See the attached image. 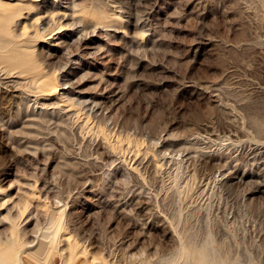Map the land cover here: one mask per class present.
I'll return each instance as SVG.
<instances>
[{
    "label": "rangeland",
    "instance_id": "obj_1",
    "mask_svg": "<svg viewBox=\"0 0 264 264\" xmlns=\"http://www.w3.org/2000/svg\"><path fill=\"white\" fill-rule=\"evenodd\" d=\"M10 1L0 250L51 229L50 264H174L188 225L264 264V0Z\"/></svg>",
    "mask_w": 264,
    "mask_h": 264
},
{
    "label": "bare ground",
    "instance_id": "obj_2",
    "mask_svg": "<svg viewBox=\"0 0 264 264\" xmlns=\"http://www.w3.org/2000/svg\"><path fill=\"white\" fill-rule=\"evenodd\" d=\"M34 2H39L40 0H33ZM12 5H11V1L10 0H0V17H10V15L13 13V10H12ZM84 13V12H83ZM3 20V19H2ZM5 22V21H4ZM23 26V25H22ZM64 26V25H63ZM62 26V27H63ZM52 90H53V94L54 93H57L59 91V89L61 88L60 85L62 83H60L58 80H57V77L56 75H52ZM170 155V154H169ZM178 173V172H177ZM176 175V174H175ZM180 175V174H179ZM178 176V175H177ZM176 176V177H177ZM142 177V176H141ZM178 178V177H177ZM218 182V181H217ZM176 184V183H175ZM179 184V183H178ZM179 186V185H178ZM179 189V188H178ZM184 189V188H182ZM177 191V190H176ZM179 191V190H178ZM178 194V193H177ZM196 194V193H195ZM180 196V195H179ZM177 197V196H176ZM176 201V200H175ZM59 202V201H58ZM57 202V203H58ZM185 202V201H184ZM62 203V202H61ZM178 204V203H177ZM175 205V204H174ZM59 206V204H58ZM180 206H178V210L180 211L181 208L179 209ZM62 208H58V211L60 210L61 211ZM177 210V209H176ZM177 210V211H178ZM208 211V210H207ZM176 212V211H175ZM193 212V211H192ZM172 213V212H171ZM181 213H183L181 211ZM180 213V217L179 218V221H185V220H181V219H184L185 217L182 216ZM208 213V212H207ZM48 216L52 219V220H57L59 219V216L60 214L57 213V211H54L52 208H50L49 212H48ZM210 214V212H209ZM14 215V213H13ZM191 215H193L191 213ZM207 215V214H206ZM195 216V215H193ZM48 217V218H49ZM177 217V216H176ZM191 217V216H190ZM209 217V216H208ZM207 217V218H208ZM173 218V217H172ZM194 220V219H193ZM171 221V220H170ZM187 221H189L187 219ZM12 222V221H11ZM179 222V223H180ZM192 222V221H191ZM14 223V222H13ZM12 223V224H13ZM188 223V222H187ZM190 223V222H189ZM210 223V222H209ZM181 224V223H180ZM179 224V225H180ZM15 227L17 226L16 223H14ZM178 225V226H179ZM182 225H185V224H182ZM209 225V224H208ZM188 226V225H187ZM185 226H180L181 230L179 232V243H180V248L178 249V252L177 254H180L179 255V258L174 262V264H197L196 260H194L193 258V255H194V252H189V251H192L191 249H194L196 251V249L199 247V238L197 237L196 235V231L195 232H192L191 229L193 228H190ZM212 226V225H211ZM183 228V229H182ZM190 228V229H189ZM210 229V228H209ZM62 230V229H61ZM63 231V230H62ZM175 231V230H174ZM64 232V231H63ZM210 232H212L210 230ZM209 232V233H210ZM18 234H19V231L18 229L13 231L12 232V236L14 238V240L17 239L18 241ZM54 234V231L51 230V229H46L42 232V235H41V238L39 240V242L37 243V246H36V249L33 251V252H29V253H24L22 250H16L14 248V243L12 246L6 248V249H3V250H0V264H12L11 260L9 259L11 257V255L15 256L16 255V258H17V264H50L51 263V260L52 258L54 257L53 253H54V249L56 247V245L52 244L53 246H49L48 245V242H47V239L48 238H51ZM178 234V233H177ZM214 233H210L208 235V239H206V237H204L206 239V244H205V240L203 241L204 242V246L205 247H208L209 248V252L210 253H207V252H203L201 253L202 256H206V260L204 261V264H227L228 262H230L229 259H227V261L225 260V258L222 257V254H219V251L220 249H218V246L220 245L221 247L226 245V241L225 242H222L223 244H221L219 242V244L217 245V239L214 238V236L212 235ZM70 235V234H69ZM199 235V234H198ZM58 236V235H57ZM63 237V236H62ZM65 237V236H64ZM203 238V236H201ZM200 237V238H201ZM12 238V239H13ZM198 238V239H197ZM11 239V240H12ZM222 239V238H220ZM219 239V240H220ZM225 240V239H224ZM202 241V240H201ZM202 242V243H203ZM217 242V243H216ZM201 243V244H202ZM229 244V243H228ZM227 244V245H228ZM17 245V243H16ZM15 245V246H16ZM204 247V248H205ZM219 247V248H221ZM189 248V249H188ZM224 248V247H223ZM228 247L226 246V252H224V254H226L227 252H229V248L227 249ZM201 250V249H200ZM207 250L204 249V251ZM221 253L223 252L222 249L220 250ZM230 251H231V247H230ZM237 252V251H236ZM230 253V252H229ZM232 253V252H231ZM223 254V255H224ZM234 254V253H233ZM3 258H1V256H3ZM200 255V254H199ZM53 256V257H52ZM178 256V255H177ZM195 256V255H194ZM227 256V254H226ZM231 258V256H229ZM196 258V257H195ZM228 258V257H227ZM25 260H29V262H25ZM200 260V259H197V261ZM229 260V261H228ZM237 260V259H236ZM201 261V260H200ZM232 261V259H231ZM234 262V261H233ZM202 263V262H200ZM173 264V263H172ZM231 264H234V263H231ZM236 264V262H235ZM255 264V263H254ZM263 264V263H262Z\"/></svg>",
    "mask_w": 264,
    "mask_h": 264
}]
</instances>
